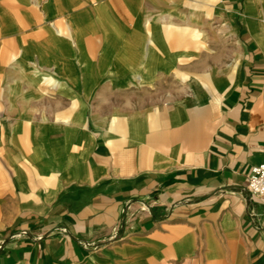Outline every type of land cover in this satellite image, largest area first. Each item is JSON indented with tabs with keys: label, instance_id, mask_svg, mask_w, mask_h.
I'll use <instances>...</instances> for the list:
<instances>
[{
	"label": "crops",
	"instance_id": "0c3cea01",
	"mask_svg": "<svg viewBox=\"0 0 264 264\" xmlns=\"http://www.w3.org/2000/svg\"><path fill=\"white\" fill-rule=\"evenodd\" d=\"M264 0H0V264H264Z\"/></svg>",
	"mask_w": 264,
	"mask_h": 264
},
{
	"label": "built area",
	"instance_id": "2783aa9c",
	"mask_svg": "<svg viewBox=\"0 0 264 264\" xmlns=\"http://www.w3.org/2000/svg\"><path fill=\"white\" fill-rule=\"evenodd\" d=\"M247 188L252 196L264 199V161L251 167Z\"/></svg>",
	"mask_w": 264,
	"mask_h": 264
}]
</instances>
